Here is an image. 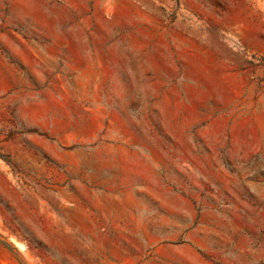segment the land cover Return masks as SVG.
<instances>
[{"label": "rangeland", "instance_id": "1", "mask_svg": "<svg viewBox=\"0 0 264 264\" xmlns=\"http://www.w3.org/2000/svg\"><path fill=\"white\" fill-rule=\"evenodd\" d=\"M0 264H264V0H0Z\"/></svg>", "mask_w": 264, "mask_h": 264}]
</instances>
